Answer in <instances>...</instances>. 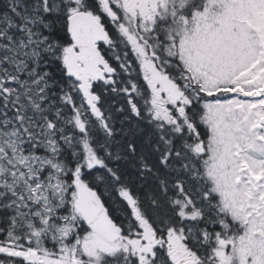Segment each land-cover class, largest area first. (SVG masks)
<instances>
[{"label":"snow or ice","instance_id":"obj_1","mask_svg":"<svg viewBox=\"0 0 264 264\" xmlns=\"http://www.w3.org/2000/svg\"><path fill=\"white\" fill-rule=\"evenodd\" d=\"M0 264H264V0H0Z\"/></svg>","mask_w":264,"mask_h":264}]
</instances>
